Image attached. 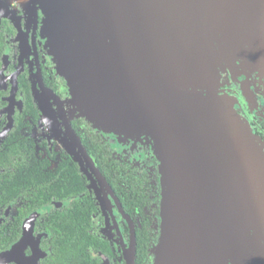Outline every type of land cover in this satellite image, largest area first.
I'll list each match as a JSON object with an SVG mask.
<instances>
[{
    "label": "water",
    "instance_id": "water-1",
    "mask_svg": "<svg viewBox=\"0 0 264 264\" xmlns=\"http://www.w3.org/2000/svg\"><path fill=\"white\" fill-rule=\"evenodd\" d=\"M42 31L77 117L153 161L151 264L238 261L264 219V143L219 88L264 65V0H51Z\"/></svg>",
    "mask_w": 264,
    "mask_h": 264
},
{
    "label": "flooded vegetation",
    "instance_id": "flooded-vegetation-1",
    "mask_svg": "<svg viewBox=\"0 0 264 264\" xmlns=\"http://www.w3.org/2000/svg\"><path fill=\"white\" fill-rule=\"evenodd\" d=\"M50 1L0 0V154L16 148L20 156L15 162H25L0 168V188L12 179L15 194L27 192L26 197L0 198V264H73L78 260L76 264H128L131 221L134 228L151 223L153 229L159 221V185L149 171L153 161L148 160L147 151L123 150L77 113L71 114L68 87L56 74L43 38L42 23ZM246 75L240 73L234 84L219 90L234 96L237 113L263 143L264 65ZM243 82L246 85L241 88ZM90 131L109 147L110 155L101 166L83 141L90 138L101 145ZM131 166L153 178L138 183L141 193L136 199L131 197ZM26 168L42 172L37 179L42 180L43 195L29 182L25 191H18L16 181L29 173ZM64 179L79 180L78 195L48 201L50 184H63ZM29 201L43 205L21 218ZM248 236L234 264H264V219L257 228H250ZM152 260L150 255L148 264Z\"/></svg>",
    "mask_w": 264,
    "mask_h": 264
},
{
    "label": "trees",
    "instance_id": "trees-1",
    "mask_svg": "<svg viewBox=\"0 0 264 264\" xmlns=\"http://www.w3.org/2000/svg\"><path fill=\"white\" fill-rule=\"evenodd\" d=\"M89 124V123H88ZM90 125V124H89ZM91 134L95 137H97L100 141V136L95 135L92 131H90ZM260 139V138H259ZM261 140V139H260ZM87 150L96 158V160L98 161V166H101L103 163H105V160L109 157L110 154H107V148H109L107 145L104 144V142H101V145L99 143H96L94 141V143H92L90 138L84 139L83 140ZM262 141V140H261ZM264 143V142H263ZM103 146V147H102ZM19 152L17 153V149L16 148H10L9 150H6L4 153L0 154V168H2L3 166H5L7 169L12 168V167H16L24 164V161H18L15 162V158H19ZM94 158V160H95ZM95 160V162H96ZM35 164V163H34ZM33 165L30 163V168H32ZM28 170L29 173H26L25 175L21 176L19 179V182L16 181V184L18 183V191H25L27 188V185L25 184V182H29L30 185L33 184V187L35 190L38 191V193H42L41 195H43V184H42V180L37 179L38 176L42 173L37 172L35 169L29 170L28 168H26ZM129 177L131 179L130 182V187H131V197L132 199H136L137 196L139 195V188H138V183H147L149 181H151L152 179L146 177L145 175L148 174H139L138 170L134 169L133 166H131V168L129 169ZM63 179V178H62ZM12 179H9L8 182H6L4 185L1 186L0 188V198H4V197H26L27 192L22 194L21 196H18L17 194H15V188L13 187V183L11 181ZM65 180V183L63 184H56V182L50 184L49 186V199L48 201L53 198V199H57V200H63L66 197L69 196H76L78 195V193L80 192V187L77 185V183H79V180ZM72 182V183H70ZM11 183V184H9ZM68 183V185L66 184ZM66 189V190H65ZM37 195H35V197L33 199H36ZM25 205L28 207V210H21L20 212V216L21 218H23L26 214L34 211L36 208H39L40 206H42V203H30L27 202L25 203ZM74 221V220H73ZM133 221V220H132ZM155 229V228H154ZM152 228V224L151 223H142V227L141 228H135V233H136V261L135 264H148V262L150 261V253L149 250L152 246V243H154L153 241H155V233L153 235V232L155 231ZM75 236V235H74ZM76 254V253H75ZM74 254V255H75ZM79 261V260H78ZM78 261H76L73 264H76ZM82 264H86V263H82Z\"/></svg>",
    "mask_w": 264,
    "mask_h": 264
},
{
    "label": "rangeland",
    "instance_id": "rangeland-1",
    "mask_svg": "<svg viewBox=\"0 0 264 264\" xmlns=\"http://www.w3.org/2000/svg\"><path fill=\"white\" fill-rule=\"evenodd\" d=\"M70 99H71V97H69V99L67 100V103H68V105H69V107L71 109L70 110L71 114L75 115V113H77L76 110H75L76 107H74V104L70 101ZM77 116H78V113H77ZM115 149L118 150L120 148L118 146H116ZM121 153H124V152L121 150Z\"/></svg>",
    "mask_w": 264,
    "mask_h": 264
}]
</instances>
